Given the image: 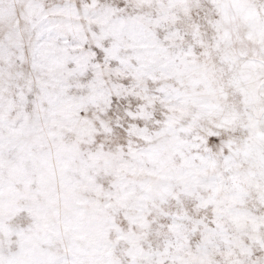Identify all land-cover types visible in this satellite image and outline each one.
I'll use <instances>...</instances> for the list:
<instances>
[{
  "label": "snow or ice",
  "instance_id": "6c2138e0",
  "mask_svg": "<svg viewBox=\"0 0 264 264\" xmlns=\"http://www.w3.org/2000/svg\"><path fill=\"white\" fill-rule=\"evenodd\" d=\"M0 264H264V0H0Z\"/></svg>",
  "mask_w": 264,
  "mask_h": 264
}]
</instances>
